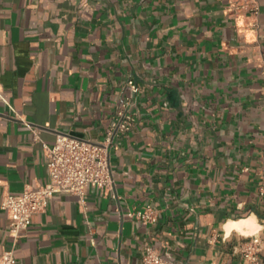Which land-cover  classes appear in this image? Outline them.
<instances>
[{"label": "crops", "instance_id": "crops-1", "mask_svg": "<svg viewBox=\"0 0 264 264\" xmlns=\"http://www.w3.org/2000/svg\"><path fill=\"white\" fill-rule=\"evenodd\" d=\"M234 21L226 0H0V200L48 181L43 146L114 138L110 192L55 194L15 245L0 209V255L16 264H264V0ZM254 24V25H252ZM32 129L34 132H32ZM152 208L155 222L129 213ZM254 218L250 234L225 225ZM227 236V238H225Z\"/></svg>", "mask_w": 264, "mask_h": 264}, {"label": "built area", "instance_id": "built-area-1", "mask_svg": "<svg viewBox=\"0 0 264 264\" xmlns=\"http://www.w3.org/2000/svg\"><path fill=\"white\" fill-rule=\"evenodd\" d=\"M226 12L234 21L241 18L256 20L259 4L257 0H226ZM126 89L129 95L120 100L101 142L92 143L68 135H58L53 146H43L46 156L47 183L35 187L27 186L18 194L2 195L0 209L10 220L9 233L14 239V245L26 232L31 217L45 212L48 202L55 194H68L81 201L87 187L108 192L112 190L109 153L114 148V138L119 133L130 131L136 117L135 97L139 89L132 79L126 82ZM32 132H34L33 129ZM259 194L264 196V186L260 188ZM128 216L139 220L142 224H151L156 220L149 206H146L143 211L131 212ZM246 238L247 240L235 250L241 255L244 264H259L263 240L257 233ZM0 264H16L13 249L2 252ZM143 264H168V262L155 255L151 248H146Z\"/></svg>", "mask_w": 264, "mask_h": 264}, {"label": "bare ground", "instance_id": "bare-ground-1", "mask_svg": "<svg viewBox=\"0 0 264 264\" xmlns=\"http://www.w3.org/2000/svg\"><path fill=\"white\" fill-rule=\"evenodd\" d=\"M256 229L257 223L255 222L254 218L241 221H233L225 225L227 234H230L232 231H239L244 234H250L253 233Z\"/></svg>", "mask_w": 264, "mask_h": 264}, {"label": "clouds", "instance_id": "clouds-1", "mask_svg": "<svg viewBox=\"0 0 264 264\" xmlns=\"http://www.w3.org/2000/svg\"><path fill=\"white\" fill-rule=\"evenodd\" d=\"M225 238H227V236Z\"/></svg>", "mask_w": 264, "mask_h": 264}]
</instances>
